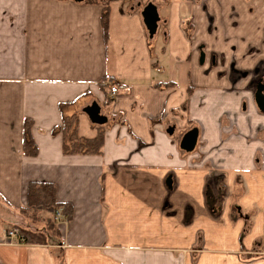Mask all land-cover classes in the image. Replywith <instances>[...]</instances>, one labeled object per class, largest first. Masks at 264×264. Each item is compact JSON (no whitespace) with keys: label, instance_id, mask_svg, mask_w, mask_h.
Masks as SVG:
<instances>
[{"label":"crops","instance_id":"obj_1","mask_svg":"<svg viewBox=\"0 0 264 264\" xmlns=\"http://www.w3.org/2000/svg\"><path fill=\"white\" fill-rule=\"evenodd\" d=\"M100 1L0 0V264H264V0ZM74 115L100 155L64 153ZM31 183L71 215L46 244H7L53 217L21 213Z\"/></svg>","mask_w":264,"mask_h":264},{"label":"trees","instance_id":"obj_2","mask_svg":"<svg viewBox=\"0 0 264 264\" xmlns=\"http://www.w3.org/2000/svg\"><path fill=\"white\" fill-rule=\"evenodd\" d=\"M89 3H102L100 0H85ZM109 8L104 7L102 15V26L104 37H107L108 22H109ZM79 117L74 115L72 117H63L62 125L54 132H60L63 135V150L68 155H100L104 145V133L99 131L92 139L81 137L79 134ZM32 122L25 120L23 130V154L25 156H35L37 148L31 134ZM56 212L62 210L63 216L67 218L71 215L70 205L60 203L56 198V188L49 183H31L27 191V206L21 210L24 216L31 220L38 222V211ZM46 221V229L38 230L33 233L30 229L19 230V240H23L25 244H46L48 241V233L57 234L58 231L55 226L54 215L51 219Z\"/></svg>","mask_w":264,"mask_h":264},{"label":"water","instance_id":"obj_3","mask_svg":"<svg viewBox=\"0 0 264 264\" xmlns=\"http://www.w3.org/2000/svg\"><path fill=\"white\" fill-rule=\"evenodd\" d=\"M79 2L85 0H76ZM145 25L149 30L150 36L153 37L157 30L158 16L156 7L153 5H148L142 13ZM257 103L261 111L264 112V94L262 90L259 89L256 95ZM85 113L89 116L90 120L94 124L103 125L107 122V118L100 114V108L95 104L85 110ZM197 143V132L193 131L188 133L181 144L183 150L187 152H192L195 149Z\"/></svg>","mask_w":264,"mask_h":264},{"label":"built area","instance_id":"obj_4","mask_svg":"<svg viewBox=\"0 0 264 264\" xmlns=\"http://www.w3.org/2000/svg\"><path fill=\"white\" fill-rule=\"evenodd\" d=\"M119 92H120L119 87L117 86L110 87V96L112 99H115L116 97H118ZM52 213L54 215V220L56 222H60L64 218L62 210L52 212ZM13 240H16V242L21 243V244L23 243V240H19V230L17 228L11 229L7 233L6 243L12 244Z\"/></svg>","mask_w":264,"mask_h":264}]
</instances>
